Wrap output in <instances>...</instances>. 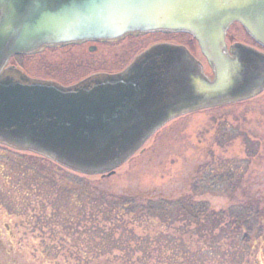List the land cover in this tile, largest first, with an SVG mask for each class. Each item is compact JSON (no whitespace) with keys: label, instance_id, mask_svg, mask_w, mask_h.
Returning a JSON list of instances; mask_svg holds the SVG:
<instances>
[{"label":"water","instance_id":"95a60500","mask_svg":"<svg viewBox=\"0 0 264 264\" xmlns=\"http://www.w3.org/2000/svg\"><path fill=\"white\" fill-rule=\"evenodd\" d=\"M232 24L264 48V0H0V144L81 175H113L168 122L262 92L264 55L234 45L230 57ZM150 33L189 35L213 79L173 44L68 87L7 67L44 48Z\"/></svg>","mask_w":264,"mask_h":264},{"label":"rangeland","instance_id":"374dc122","mask_svg":"<svg viewBox=\"0 0 264 264\" xmlns=\"http://www.w3.org/2000/svg\"><path fill=\"white\" fill-rule=\"evenodd\" d=\"M237 42L251 45L241 26L234 24L226 44ZM160 43L186 47L202 63L204 74L211 76L196 42L183 34L151 33L44 49L15 57L9 65L30 79L71 86L92 75L119 73ZM228 173L230 183L219 184L218 176ZM100 192L173 200L190 196L221 213L223 225L233 221L238 208L257 209L262 223L254 227L240 262L264 264V91L248 101L170 121L111 176L77 174L0 144V264H122L118 245L107 249V239L101 242L99 231L110 225L103 216L109 214L90 198ZM134 227L140 235L161 231L156 223ZM137 258L140 252L133 257L140 264ZM225 258L233 263L230 254Z\"/></svg>","mask_w":264,"mask_h":264},{"label":"trees","instance_id":"16d2710c","mask_svg":"<svg viewBox=\"0 0 264 264\" xmlns=\"http://www.w3.org/2000/svg\"><path fill=\"white\" fill-rule=\"evenodd\" d=\"M229 172L232 173L231 170ZM231 175L218 176L219 184L230 183ZM90 198L106 208L109 214L103 216L110 225L99 231L103 235L101 242L107 239V249L108 245H118L122 264H135L133 257L138 252L141 258L136 261L140 264H228L225 257L229 254L232 264L234 259L241 264L242 251L248 250L254 227L262 223L259 210L246 207L248 211L242 207L246 211L238 208V212L231 216L233 221L223 225L221 213L214 211L208 203L197 202L190 196L173 200L161 195L116 196L100 192ZM147 223H156L161 231L155 236L137 234L134 225ZM261 227L259 225L257 231L261 232ZM95 231L98 233L96 227ZM230 233L233 236H228ZM229 238L231 242L226 240Z\"/></svg>","mask_w":264,"mask_h":264},{"label":"flooded vegetation","instance_id":"af4514ba","mask_svg":"<svg viewBox=\"0 0 264 264\" xmlns=\"http://www.w3.org/2000/svg\"><path fill=\"white\" fill-rule=\"evenodd\" d=\"M247 36V35H246ZM247 38L251 41V45L249 44H244V43H232V44H229L227 46V54L230 56V57H233L234 55L232 54V47L234 45H241L243 47H246L248 49H251V50H254L262 55H264V48L261 47L260 45L256 44L250 37L247 36ZM226 39H227V34H226ZM170 44V43H169ZM156 45V44H155ZM176 45V44H175ZM178 45V44H177ZM211 73V76L209 77L211 80L213 79V73L210 71ZM264 91V89L262 90V92ZM261 92V93H262Z\"/></svg>","mask_w":264,"mask_h":264}]
</instances>
